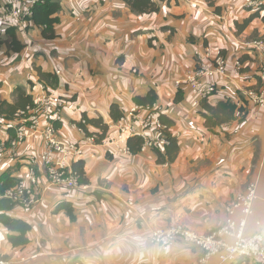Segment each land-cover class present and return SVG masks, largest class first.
Masks as SVG:
<instances>
[{"label": "crops", "instance_id": "0c3cea01", "mask_svg": "<svg viewBox=\"0 0 264 264\" xmlns=\"http://www.w3.org/2000/svg\"><path fill=\"white\" fill-rule=\"evenodd\" d=\"M213 1L210 6L207 0H171L163 2L158 12L137 14L124 0H61L58 36L53 40H46L28 19L13 17L7 26L0 21L3 39L6 28L16 26L26 45L18 53L6 44L0 48V61L5 57L14 63L0 67V97L13 101L15 88L24 86L35 100L41 83L33 91L29 81L37 79V68L46 72L59 69L55 93L66 105L58 134L63 141L83 144L86 183L90 185L85 192L51 187L40 165V202L32 208L16 204L10 212L31 224L29 243L14 246L8 239L10 231L0 225L1 260L21 264H202L201 248L177 240L168 251H160L149 236L174 224L210 233L225 222L226 208L252 181H257L258 196L247 217L245 234L264 235V106L247 94L263 83L261 57L250 42L264 35V22L255 17L243 26L253 13L245 0ZM11 3L0 0L8 7ZM203 45L228 61L227 75L213 79L218 91L209 101L217 104L230 99L242 108L234 120L212 128L205 125L199 107L193 106L199 97L188 85L176 84L195 66V49ZM240 57L244 65L239 72L235 60ZM150 90L158 94L154 104L161 114L173 120L168 130L179 144L173 162L159 163L153 150L124 153L113 143L119 119L111 117V105L117 103L126 113L141 105L135 102L136 96H145ZM84 113L102 117L109 125L105 135L109 144L89 143L86 132L74 127ZM14 126L15 121L1 118L0 140H7L9 128ZM88 129L101 130L92 124ZM30 147L35 153L43 149L36 144ZM1 158V173L10 170L17 177L22 171L23 175V163L7 154ZM63 201L73 202L75 218L66 209L54 212ZM235 218H242L240 211ZM232 264L260 263L240 257Z\"/></svg>", "mask_w": 264, "mask_h": 264}, {"label": "built area", "instance_id": "2783aa9c", "mask_svg": "<svg viewBox=\"0 0 264 264\" xmlns=\"http://www.w3.org/2000/svg\"><path fill=\"white\" fill-rule=\"evenodd\" d=\"M44 0H12L11 7L0 4L1 24L9 25L10 20L16 17L27 19L32 15V7L36 2ZM246 5L260 7L262 0H246ZM0 24V33H1ZM252 50L261 57L262 86L259 90H249L247 94L254 102L264 106V36H259L251 42ZM195 66L186 72L185 78L177 80L178 85H188L199 98L193 101V106L198 107L201 99L210 96L218 86L213 79L216 76L227 75L228 61L225 55L213 53L210 46L203 45L195 49ZM236 70L240 72L244 62L235 60ZM58 76L61 71L56 70ZM35 103L20 109L11 119L16 122L12 128L14 136H9L0 144V160L4 155H9L15 162L24 164L25 172L18 174L17 182L13 187L1 190L0 199L8 198L17 206L32 208L41 200L40 191V165L51 187L65 188L68 190L89 191L90 185L82 183V175L75 169L74 163L79 160L85 150L79 141H63L58 134L57 122L64 121V107L66 101L57 96L55 89L45 83L40 84ZM35 95V94H34ZM161 110L156 104H141L127 110L116 122V143L119 150L131 154L132 150L126 141L133 136H142L144 141L141 152L155 151L170 143L164 130L170 126L163 123L160 118ZM4 118L0 116V119ZM87 124L85 119L80 121ZM78 122L74 123L85 132ZM10 135V134H9ZM97 134L86 135V140L92 144H109L106 138L98 140ZM8 143V144H7ZM30 144L43 146L41 152L35 153ZM58 155V158H56ZM1 175V172H0ZM257 194V181L247 184L240 192L233 204L226 208L225 222L208 234H200L196 230L182 224H174L169 228L154 230L149 238L160 251H168L177 241L199 247L203 250L200 258L202 264H232L240 257L250 258L264 264V235L256 232L252 235L245 234L247 217L253 213V204ZM240 211L242 218H235ZM230 238L234 240L229 241ZM217 259L213 262V259ZM0 264H21L0 259Z\"/></svg>", "mask_w": 264, "mask_h": 264}, {"label": "trees", "instance_id": "16d2710c", "mask_svg": "<svg viewBox=\"0 0 264 264\" xmlns=\"http://www.w3.org/2000/svg\"><path fill=\"white\" fill-rule=\"evenodd\" d=\"M132 9L133 12L137 14H150L160 11L162 3L166 2L169 4L171 0H124ZM210 6L214 5L213 0H207ZM178 2V0H176ZM61 0H44V2L39 1L34 4L32 7V15L27 17L28 20L32 22V25H35L41 29L42 36L46 40L55 39L58 34L56 30V25L60 22V17L58 13L60 12ZM252 8V7H251ZM252 10V9H251ZM255 17H261L264 22V5L260 7L253 8V13L251 16L244 21L243 26H247L250 20ZM6 38L3 39L0 33V48L6 44L9 47V50L12 52H21L25 48L24 42L20 39L17 34V27L10 26L6 28L5 32ZM207 43V42H206ZM205 43V44H206ZM220 53V52H219ZM242 61V57H240ZM37 79H30L29 84L31 89L35 91L36 84L45 83L51 88L55 89L59 85V76L56 72H46L42 68H37ZM218 91V86L212 95L207 96L201 99L199 103V114L205 119V125L209 128L222 125L224 123L230 122L235 119L236 112L242 110L238 106V103L228 99L220 100L217 104H212L209 99L214 96ZM33 92H28L24 86H17L13 92V101L4 99L0 97V116L4 117L6 120H10L15 116V113L23 108H26L28 105L35 103L33 98ZM158 99V94L155 90H150L145 96H136L134 98L136 103L139 104H151L153 105ZM241 108V109H240ZM123 112L120 109V106L117 103H113L110 108V115L114 120L120 119ZM161 121L168 126L173 125V120L170 119L165 114L160 115ZM82 119L87 121V124L78 122V125L81 126L86 132L87 135L97 134L99 136L98 140L105 137L106 132L109 128V125L103 121L102 117L91 118L87 113L83 114ZM92 124L96 128H101L98 132H92L88 129V125ZM57 127L61 126V122L56 123ZM10 136H14V131L12 128H9ZM170 139V143L164 147V150L161 148L155 149V152L158 154L157 161L159 163L173 162L176 160L179 152V144L177 137L173 136L170 130H164ZM143 137L136 135L130 137L126 144L130 147L133 153L141 152V146L143 144ZM0 140V144H1ZM8 144V143H7ZM83 156L76 160L74 167L82 175V183L88 182V179L85 177V168ZM17 182V178L12 175L10 170L3 171L0 175L1 190L8 189L13 187ZM72 201H63L59 203L54 212H58L62 209H66L72 218H75L72 210ZM16 203L8 198L0 199V225L5 226L10 231L8 235L9 241L14 246H24L29 243L28 233L30 232L32 226L31 224L21 218L15 217L10 212L15 208Z\"/></svg>", "mask_w": 264, "mask_h": 264}, {"label": "rangeland", "instance_id": "374dc122", "mask_svg": "<svg viewBox=\"0 0 264 264\" xmlns=\"http://www.w3.org/2000/svg\"><path fill=\"white\" fill-rule=\"evenodd\" d=\"M246 1V0H245ZM245 4H246V2H245ZM251 7V6H250ZM252 8H254V7H252ZM256 8V7H255ZM260 36H264V35H260ZM22 59V58H21ZM18 60H20V58L18 59ZM0 63H1V65H3V66H1L0 65V67L1 68H5V66H10L11 65V60L8 58H3V60L2 61H0ZM14 65V63L11 65V66H13ZM35 68H36V66L34 65V71H35ZM98 190V189H97ZM95 191V193H97L98 191ZM91 193H93V192H91ZM258 196V190H257V194H256V197ZM253 209H254V206H253Z\"/></svg>", "mask_w": 264, "mask_h": 264}]
</instances>
